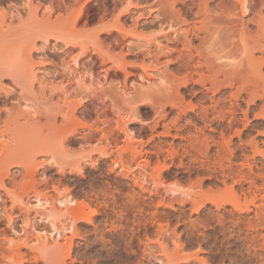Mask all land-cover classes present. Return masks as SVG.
Here are the masks:
<instances>
[{"label": "rangeland", "instance_id": "374dc122", "mask_svg": "<svg viewBox=\"0 0 264 264\" xmlns=\"http://www.w3.org/2000/svg\"><path fill=\"white\" fill-rule=\"evenodd\" d=\"M240 2L0 0V179L5 182L4 187L0 183V231L17 244L23 241L24 256L42 255L45 249L36 250L37 244L28 240L24 243V238L30 237L24 229L27 219L36 229L48 226L41 219L46 214L33 207L37 203L35 195L55 199L69 194L85 204L88 216L76 220L66 208L53 210L60 225L64 221L66 226L72 224L67 234L73 242L60 248L66 242L62 239L56 244L59 248L51 247L55 250L47 253V247L44 256H66L68 249L72 256L66 258L69 264L257 262L258 258L250 260L249 255L235 253L238 247L226 253L214 240L211 228L218 222L216 217L232 220V205L218 208L205 200L201 207L191 201L197 190L207 197V192L216 195L225 187L221 177L200 167L195 151L189 152V139L198 134L196 127L211 132L198 114L214 94L195 95L201 86L180 83L189 67L194 69L196 62L190 57L204 62L205 57L212 60L222 55L219 57L226 60L216 58L214 62L228 63L231 57L227 55H231V64L237 65L227 66L240 70L238 64L243 58L236 53L241 51L238 46L243 50L245 43L255 51L257 36L251 34L258 31V22L264 17V0H245L246 11ZM241 39L247 42L241 45ZM260 55L256 50L255 56ZM187 60L193 63L187 64ZM214 96L217 99L220 95ZM245 100H239L243 109ZM256 111L250 113L249 121L238 124L242 132L233 136L232 144L236 147L245 141L248 145L254 137L262 154L264 128L256 127ZM122 124L133 138L122 132ZM130 142L140 154L136 153V158L131 155ZM247 150L246 154L254 156L251 145ZM257 154L255 157L262 160L263 154ZM158 159L163 164H154ZM155 166L162 171V184L153 187L152 176L148 175L154 174V178ZM150 171L152 174H148ZM145 173L151 182L143 189L134 179L144 178ZM227 183L230 186L233 180ZM170 184L182 191L167 195L164 185ZM234 189L241 193L238 184ZM188 193L191 197L187 201ZM26 202L30 204L28 211ZM245 215L251 217L254 212ZM3 239V247L11 245L10 240ZM151 249L162 263L155 256L149 257ZM163 249H167L166 254Z\"/></svg>", "mask_w": 264, "mask_h": 264}, {"label": "bare ground", "instance_id": "6f19581e", "mask_svg": "<svg viewBox=\"0 0 264 264\" xmlns=\"http://www.w3.org/2000/svg\"><path fill=\"white\" fill-rule=\"evenodd\" d=\"M240 1H242V2H240ZM239 2L243 6L242 10L246 11L248 6L245 5V0H239ZM244 11H243V13H245ZM6 16H7V14H6ZM258 23H259L258 24V28H259L258 31L256 30L255 31L256 33H252L251 35L254 36V34H255V36H257V38L255 37V41L253 40L254 41L253 46L255 47V48L253 47V49H255V51L258 50L262 54V55H260L261 57L255 56V51L251 50L252 49L251 46L249 48L247 47L248 45H246L244 43L247 41H243L245 38L243 36L244 38H243V40L241 39L242 42H240V44L244 43L245 46L247 47V49L243 44V47H244L243 50L244 51L241 49L242 47L240 45L239 46L241 48H239V46H238V49H240L241 51L236 50V51H238V52H236L237 54H239V53L241 54V56H239V55L238 56L240 58H243V59L240 60V58L235 53L236 54L235 58H236V56L239 58V59L236 58L237 62H238V60H240L239 63L243 62L241 64H238L239 67H241L240 70L237 69L236 67H234L235 65H237L234 62L236 60L233 61L234 64L232 63L234 65L233 66L234 68L231 66L232 65L231 61L234 59L231 55H227V56H230L231 58L225 56V57H227V59L228 58L231 59V61L229 60V62H228L229 64H231L230 66H227L228 65L227 62L226 63L225 62H223V63L218 62L219 64L217 63L218 60H216L214 62V60L216 58L223 59L224 57L223 58L219 57L222 55H219L214 59L212 58V60H211V58H209L211 61H207V60H209V59H207L208 57L206 58L204 56L205 57V58L203 57L205 59V61L203 60L204 62H202L200 60L194 61L195 59L193 60V57H190L189 60L196 62L195 64H193L194 69L192 70V67H189L190 65L187 66V67H189V69L191 68V70L184 75V79L183 80L181 79L180 83L184 84V86L193 85V84H194V86H201L202 89L200 91H195L194 92L195 95L197 94V92L201 93V94L202 93L206 94L207 92L208 93L211 92L214 95H216V94L220 95L217 99H216L217 96H214V95L209 96L208 100L211 103L208 106L205 105V107H203L201 109L202 111L200 114L197 113L198 116L200 117L201 121L204 122V124L206 125V127L210 128L211 132H210V134H208L209 132L206 133V131L204 129L205 127L204 128L196 127L198 134L196 137L189 139L190 147H191V149H189V152H192L191 150L195 151L194 154L197 155L196 159L200 160L199 161L200 167L203 170L209 171L210 172L209 174H211L212 176L215 175V176H218V178L219 177L222 178L221 181H223L222 183H224L223 185H224L225 189L220 190V192L217 190L216 195H215L216 192L212 193L215 196L214 195L210 196V192H207L208 191L207 190L206 192L209 194L208 195L206 193L208 195V196L206 195L207 197H202L203 194H202V196H200V194H199L200 191L197 190V192H198L197 193L196 190H194L196 192V193L194 192L196 194V198H198L199 201H197V203H196V198L193 199L194 197L192 198L191 201L194 202V206L198 203L200 204L202 201L204 203L205 200H206V202H208V201L209 202L211 201L210 203L213 202L212 204L217 205L218 208L220 206L223 207V205H227V204L232 205L231 207H233V210H231L232 214H230V215H232V218H231L232 220H230V219L227 220V218H225V217H219V220H218V217H216L217 218L216 220L218 222H217L216 226H213L214 228H211L213 231H215L214 240L216 241V243H219L220 246H223L222 248H224L225 252L228 254H230L234 251L233 250L234 247H238L239 249L237 248V250H235L236 252L234 251L235 253L239 254L240 256L249 255V257L250 256L252 257L250 260H252L253 258H255V259L258 258L259 261L257 259V262H255V264H264V173L259 172L260 169L264 170V168L262 169V167L264 165V157H263L264 156V150L262 149L263 150L262 151L263 155H262L260 153L261 149L258 148L259 144L257 145V143L255 141L256 139H254V137L250 141L248 139V141H249L248 145L245 144V141L243 142V144H241L242 140L240 141L241 143L239 142L241 145H239L237 143L238 146L233 147V144H232L233 136H236V134L240 136V133L242 132L241 130L238 129V127H237L238 124L240 122H243V120L249 121L248 119H249V115L251 112H254L255 110H257L256 111L257 113L255 112L254 117L256 116L259 124L256 123L257 124L256 127L258 126L259 128L260 127L264 128V17L263 18L261 17V19ZM241 38H242V36H241ZM245 40H246V38H245ZM243 52H244V54H243ZM230 53L232 54L233 52H231V50H230ZM199 55L203 56L201 53H199ZM242 56H244V57H242ZM189 60H187L188 61L187 64L190 62ZM223 60H226V59H223ZM193 62H190V63H193ZM225 66L229 67L228 70H226L227 68ZM223 68H225V69H223ZM230 68H232V70ZM189 69H187V70H189ZM235 69L237 70V72ZM80 74H81V72H80ZM194 74H196L197 77H195ZM81 77L83 79V76H81ZM243 97H244V99H246L245 100L246 101V108L245 109L241 108V104L239 102V100ZM202 99L205 100V97ZM84 100H87V98ZM173 106H174V104H173ZM194 107H196V106H193V108ZM194 127H195V125H194ZM120 129H122V132H124L126 135L128 134V136H130L129 135V129L126 126V124H122ZM196 129H195V131H196ZM233 130H234V132H233ZM262 131L264 133V129ZM216 132L218 133L217 134L218 136L216 134L214 135V133H216ZM231 132L234 133V134H232V136H231ZM111 133H113V132H111ZM195 135H196V133H195ZM128 136H126V137H128ZM188 136H190V135L188 134ZM228 136L230 138H227ZM106 137H107V135H106ZM131 138H133V137H131ZM136 144H138V142H136ZM131 145H132V143L129 144L128 147L130 146V148H131L130 151L133 152L131 155H133L135 157V155L137 153L136 151H138V150H136V148L134 147L135 144L132 146ZM249 145L252 146L253 150H251V151H252V155L254 154V156L246 154V151H248L247 146H249ZM141 146H142V144H141ZM167 148H165V149H167ZM158 149H160V147ZM127 150H129V149H127ZM125 151H126V149H125ZM159 151L160 150H158V152ZM168 151H169V149H168ZM212 151L214 153H211ZM104 153H106V152H103V154ZM121 153H123V152H121ZM139 153H140V151H139ZM141 153H143V152H141ZM151 153H152V151H151ZM257 153L262 155V157H263L262 160H259L258 158L255 157L256 156L255 154H257ZM171 154H170V156H171ZM138 155H140V154H138ZM172 155H174V154H172ZM133 156H131V158H133ZM143 156H145V155H143ZM235 159L236 160L238 159L239 163L238 162L235 163L234 162V161H236ZM118 160H121V159H118ZM130 160L133 161L132 159H130ZM146 162L144 163V165L148 164V162L147 163ZM162 162L159 163V159H158V163L156 161V163H154V164H161ZM179 162H180V160H179ZM56 163H58V162H56ZM138 165H140V164H138ZM136 166H137V164H136ZM145 166H147V165H145ZM157 166H159V165H157ZM140 168H141V166H140ZM165 168H166V166H165ZM152 169L154 170L155 168L153 167ZM153 170H152V173H153ZM156 170H157V172H156V175L154 176V178H152L154 174H152L151 171L148 172V174H152V175H148V176H150V177L152 176L151 179L153 180V182H152L154 184V185H152L153 187L155 186V184L156 185L162 184V181L160 179V174L162 171H160L161 169L158 171L157 167H156L155 171ZM139 171H141V170H139ZM156 176H157V178H155ZM139 178L137 177L136 179H134L135 183L137 185H139L140 187H142L143 189H146L147 187L145 184L150 183L151 179L150 180L146 179V173H145L144 178H142V177H141V179H139ZM228 179L233 180V183L230 184V186L227 183ZM259 180L260 181L262 180L263 183L261 182V184H258ZM0 183H1V186H3V187L5 186V182H4L3 177L0 179ZM176 183H177V181H176ZM236 184H238L240 186V192H241L240 194L243 196H241L239 194V192H238L239 190L236 191L234 189ZM246 184L248 185V187L246 186L247 188L246 187L244 188L243 186ZM167 185H164V186H166V188H164L165 190H163V191H165L166 194L167 193L176 194V193L180 192L179 190H181V189H177L175 187H172L171 185H173V184H170V186H167ZM198 185H200V184H198ZM179 188H182V187H179ZM219 188H221V187H219ZM111 191H114V190H111ZM189 191H191V190H189ZM195 194H193V195H195ZM189 195L191 197V194L188 193L187 201L189 199ZM209 196L212 198H210ZM35 198H36L37 203L33 207H35L37 212L46 214V215H42L41 219L48 226L44 227V228H38V229H40V230H38V229H36L37 227L35 228V226L31 222V219L30 220L27 219L25 222V225L27 224L29 228L26 227L27 226L26 225L24 227V229L27 228L25 230H26V232H28L30 237H28L26 234L27 238L26 239L24 238V241H25L24 243H28V241L34 242L35 245L37 244V246H35V245H32V246H35L34 248L36 250H38L40 247L43 249V246L45 249L48 247V249H46L47 253H48V250L49 251L55 250L54 248L50 250V248L51 247L56 248V246L59 244V242L62 239H64L66 242L64 241L65 244L61 245L60 248H64L66 245L72 243L73 237L70 238V236L68 237V234H67L73 228V227H71L72 224L70 226H66L65 221H64L62 223V225H60L59 222H57L58 216L56 217L55 216L56 213L54 214L52 211L55 209L60 210L61 208H63V209L66 208V209H68V211L70 213L69 215L74 217L73 219L79 220L81 218L88 216V215H86V212H85V206H84L85 204L83 205L82 203H79L80 201L77 202L76 199H74V197L70 196L69 194H68V196H65V197H56L55 199L45 197V196H39V195H35ZM173 198L174 197H171V200H173ZM202 198H203V200H202ZM204 198H207V199H204ZM127 199H128V197H127ZM168 199H169V197H168ZM49 200H51V201H49ZM163 202L164 201H162V203ZM28 204H29V202L25 203V208L26 207L28 208L30 206V204L29 205ZM57 204L59 206H57ZM199 207L200 206L198 205V209H199ZM201 207H202V205H201ZM27 208H26V211H28ZM195 208L197 209V207H195ZM147 209H149V208H147ZM56 210L54 212H56ZM193 210H194V208H193ZM144 211H145V209H144ZM93 212L94 211H92V213ZM251 212H254L253 216L249 217V216L245 215V214H250ZM8 216H9L8 219L10 218L9 221H11L13 219L12 216H10V215H8ZM151 217H149V218H151ZM154 217L157 218V216H154ZM27 218H28V214H27ZM87 219L91 220L90 217H88ZM67 220H68V218H67ZM139 224H140V222H139ZM168 224H169V222H168ZM158 225H161V224H158ZM202 225H203V222H202ZM208 225H210V222H209V224H206V226L209 228ZM74 227H75V225H74ZM159 227L161 228V226H159ZM73 231H74V229H73ZM203 231H199V232H202V234H203L204 233ZM172 232H174V231H172ZM18 233H20V232H18ZM2 234H3L4 239L7 238L8 240L11 241V245L10 246L6 245L5 247H3L2 243L4 245V241H0V264H69L68 261L66 260V258H72V256H70L71 250L68 251V249H67V255L66 256H63V255L60 256V254H59V256H56L57 255L56 252H55V254H56L55 256H48L49 254L47 256H44V254H47L45 252V249H44V251L40 249L42 252V255L41 254L40 255L34 254V256H32V255L31 256H28V255L24 256L26 254L24 253V255H23V252L21 251V246H24V245H21L23 243V241L22 242L20 241V244H17L16 242H14L15 240L13 239V237H12V239L14 241L10 239L11 237L4 236L5 233L4 232L1 233V231H0V235H2ZM23 234H24V232H23ZM202 236L206 237L204 234ZM212 236H214V234ZM196 237H199V236H196ZM2 238H0V239L2 240ZM29 246H31V244ZM29 248L31 249V247H29ZM57 248H59V247L57 246ZM32 249H33V247H32ZM35 249H33V250H35ZM163 250H162V252H163ZM165 250H167V249H165ZM165 250H164V253L166 254L167 251L165 252ZM146 251H147V249H146ZM149 251H152V249ZM37 253H39V252H37ZM147 253H149V252H147ZM149 254H151V256L149 255V257L155 256L156 258L153 257V258H155V260H159V261H161V263L163 262L162 261L163 259L159 258L160 256L157 257L153 251ZM190 254L192 256L196 255V253L194 255H193V253H190ZM236 256H238V255H236ZM168 257L169 256H167V258ZM175 257L177 258V256H175ZM169 258H168V260H169ZM235 260H236V258H235ZM233 262H234V260H233ZM236 262H237V260H236ZM244 263L245 262H242V263L240 262V264H244Z\"/></svg>", "mask_w": 264, "mask_h": 264}]
</instances>
